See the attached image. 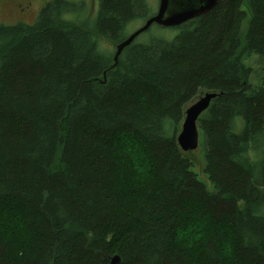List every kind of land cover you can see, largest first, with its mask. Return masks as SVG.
I'll return each mask as SVG.
<instances>
[{
  "label": "trees",
  "instance_id": "1",
  "mask_svg": "<svg viewBox=\"0 0 264 264\" xmlns=\"http://www.w3.org/2000/svg\"><path fill=\"white\" fill-rule=\"evenodd\" d=\"M76 12L54 0L0 27V264H264V82L245 64L264 57V0H220L114 69L103 45L147 20L146 1L100 0L86 27ZM210 92L213 192L178 144Z\"/></svg>",
  "mask_w": 264,
  "mask_h": 264
},
{
  "label": "rangeland",
  "instance_id": "2",
  "mask_svg": "<svg viewBox=\"0 0 264 264\" xmlns=\"http://www.w3.org/2000/svg\"><path fill=\"white\" fill-rule=\"evenodd\" d=\"M54 0H0V27L2 26H15L19 23L34 24L38 19L43 8L50 2ZM73 3L81 4L82 12H76L75 14L69 15L67 18L83 26H89L97 18V13L99 10L100 0H69ZM149 6V12L151 11V18L154 16L159 8V0H145ZM28 2H34L31 5L30 9L26 11L25 14L21 15V10L25 9ZM80 7V6H78ZM147 18L149 20L150 18ZM248 18L243 24L242 35L246 34L248 27V22L250 20V14L248 13ZM146 20V21H147ZM143 20H137L128 28V35L132 32L138 30L144 26ZM182 29L180 27L176 28H162L158 25H153L150 30L142 34L135 43H149L152 39L162 38L166 40H174L180 33ZM104 48H107L111 55L114 54L116 46L106 43L103 45ZM245 64L252 68L253 75L251 82L254 88H259L263 85L264 82V57H260L256 54H252L248 59L245 60ZM182 124L179 126L178 134L181 132ZM200 143L196 151L192 152L191 156L194 160L193 172L197 175L198 179L206 185V189L214 191L212 182H210L205 169H206V145L203 133L200 134ZM132 150V149H131ZM133 151V158L137 164H141L142 155L139 151ZM139 161V162H138Z\"/></svg>",
  "mask_w": 264,
  "mask_h": 264
},
{
  "label": "water",
  "instance_id": "3",
  "mask_svg": "<svg viewBox=\"0 0 264 264\" xmlns=\"http://www.w3.org/2000/svg\"><path fill=\"white\" fill-rule=\"evenodd\" d=\"M219 3L220 0H159L158 12L144 22L143 27L134 31L125 41L116 46V53L113 59L114 66L112 68L116 67L123 52L153 25H158L162 28L180 27L194 19L207 15ZM218 96L217 93H206L185 111V119L178 136V144L183 152L189 153L198 149L200 143L199 118L211 107L212 101ZM121 261L122 258L116 255L110 264H121Z\"/></svg>",
  "mask_w": 264,
  "mask_h": 264
},
{
  "label": "flooded vegetation",
  "instance_id": "4",
  "mask_svg": "<svg viewBox=\"0 0 264 264\" xmlns=\"http://www.w3.org/2000/svg\"><path fill=\"white\" fill-rule=\"evenodd\" d=\"M26 1H27V0H26ZM33 3H34V2H32V3H31V2H28V3H27V6L25 7V9H22V10H21V12H20L21 15L25 14L26 11L30 9L31 5H33Z\"/></svg>",
  "mask_w": 264,
  "mask_h": 264
}]
</instances>
